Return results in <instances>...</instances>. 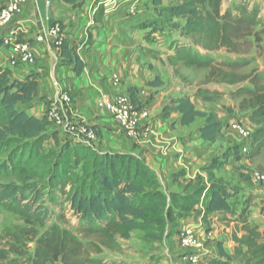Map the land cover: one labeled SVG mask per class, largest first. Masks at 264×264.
<instances>
[{
    "label": "trees",
    "instance_id": "obj_1",
    "mask_svg": "<svg viewBox=\"0 0 264 264\" xmlns=\"http://www.w3.org/2000/svg\"><path fill=\"white\" fill-rule=\"evenodd\" d=\"M165 1L176 5L161 7ZM63 2L77 4V0ZM152 5L160 20L165 17L170 21L183 20L177 25L178 30L192 39L194 47L207 52L202 55L191 46H177L169 58L174 67L208 69L207 82L214 81L219 85L234 87L250 80V87L240 86L235 95L244 97L240 111L248 114L256 128L251 136V155L258 156L264 150V85L254 75L240 76L217 67L219 63L210 55L222 49L237 52V41L248 29V24L233 21L229 14L222 16L221 0H152ZM99 10L96 14L102 16L103 8ZM56 23L61 22H52L50 26ZM142 28L149 31L148 40L165 31L157 21L145 23ZM60 50L65 61L75 64V72L79 75L84 65L76 48L70 49L65 40ZM175 72L179 74L178 69ZM38 80V74L19 79L10 69L0 67V178L23 184L11 183L1 191L3 198L11 204L27 201L31 190L29 184L39 182L49 191L51 202L61 203L65 199L71 211L83 222L85 234L104 236L110 243H115L117 237L129 240L135 231H141L153 240L173 239L178 233V223L191 217L205 193L202 206L206 216L232 211L229 201L238 193L220 182L210 180L208 187L196 186L183 195L168 194L142 158L100 152L81 141L61 146L57 133L50 130L52 123L48 118L30 116L25 110L38 94ZM196 96L205 102H213L220 94L199 90ZM130 97L136 102L132 91ZM172 113L182 116L183 126H190L197 118L205 120L200 134L207 143H216L223 131V123L213 114L198 111L191 97H183L163 111L165 117ZM52 143L60 146L59 153L48 151ZM241 146H235L233 154L227 153L225 162L231 156L240 159ZM238 221L243 224L246 234L241 239L234 237L239 244L236 256H244L242 264H264L263 234L258 227L248 224L245 212L240 214ZM82 248L78 236L58 225L38 240L39 253L63 264H77ZM223 255L228 260L218 264H233V257L224 252Z\"/></svg>",
    "mask_w": 264,
    "mask_h": 264
},
{
    "label": "crops",
    "instance_id": "obj_2",
    "mask_svg": "<svg viewBox=\"0 0 264 264\" xmlns=\"http://www.w3.org/2000/svg\"><path fill=\"white\" fill-rule=\"evenodd\" d=\"M7 1L0 0V8ZM47 2L49 0H28L11 25L0 27V41H2L0 67L10 69L12 75L19 79H24L30 74L39 75L38 94L30 105L25 106L26 112L30 116L45 117L52 103L58 101L63 105L67 118L86 121L97 130L99 140L95 143V149L100 152L123 153L142 158L156 174L166 192L179 193L177 187L183 181L198 184L197 178L203 177L205 163L209 161L212 153L211 147L205 146L210 143L205 142L200 134L205 120L197 118L190 126H183L182 116L179 113H172L165 117L163 111L167 106L174 105L177 100L191 97L196 109L207 113L200 105L205 106L204 104L208 102L196 96L197 93L189 94L174 78L171 72H175L183 65L174 67L170 63L169 58L174 55L171 50H164L169 63L162 65L156 62L160 57L159 51L145 48L148 44H154V40L158 41L159 35L166 34V30L151 40H148L146 36L145 39L143 37L145 43L141 45L134 41L137 35L132 34L129 29L128 22L125 20L129 18L126 11L115 10L110 14L103 10L102 16L96 14L92 17L86 16L87 5L81 13L74 10L75 5L66 4L63 0H53L55 12L52 13V4L48 7ZM60 11L66 12L56 18L55 15ZM75 16H77L76 21L73 22ZM52 22L71 26L68 30L65 28V34L67 33L66 40L70 49L76 48V54L84 65L79 75L75 72V64H70L61 57V50L54 46L52 38L48 36V29ZM90 23L93 27L89 29V32L82 33L83 29L86 30V25L91 27ZM75 24H80V27ZM15 32L20 33V40L31 44L36 65H20L16 69L10 67V48L3 44V39ZM40 37L44 38L43 43L37 42V38ZM199 53L205 55L202 50H199ZM165 70L170 72L168 76ZM114 74L120 77V83L117 86L113 81ZM222 87L223 89L213 92L225 95V88L231 86L221 85L220 88ZM131 91L135 94L136 103L146 106L151 115L147 124L151 131L146 138L138 142L127 138L111 121L109 115L98 108L102 96L115 98L121 94L130 95ZM64 95L70 97V103L63 101ZM220 116L228 117L224 112ZM216 118L222 122L219 117ZM225 127L226 125L217 137L216 143L212 145L219 143ZM51 128L54 127L51 126ZM54 130L58 132L57 137L67 135L68 140L74 141L68 134L56 128ZM232 159L231 156L226 162L224 160V163H231ZM225 164L222 168L227 167ZM196 209L202 211L204 216L202 202ZM231 212L207 215L206 219H203V216L191 217L179 222L178 229L193 227L201 240L206 243L205 264L227 261L228 258L223 255V252L233 257L231 260L233 264L243 263L244 256H236L239 244L235 242L234 237L241 239L246 233L242 228L243 224L239 221L228 220ZM194 214L193 212L192 215ZM262 222L257 224L254 221L253 223L257 224L256 227L264 238V220ZM248 224L252 225L251 219L248 220ZM209 230L215 231L214 238L208 237ZM173 240L178 245L177 236ZM179 256H173V264H184L183 255L178 259Z\"/></svg>",
    "mask_w": 264,
    "mask_h": 264
},
{
    "label": "rangeland",
    "instance_id": "obj_3",
    "mask_svg": "<svg viewBox=\"0 0 264 264\" xmlns=\"http://www.w3.org/2000/svg\"><path fill=\"white\" fill-rule=\"evenodd\" d=\"M102 1L77 0L74 10L82 13L83 8L87 5L86 16L94 17L97 13L94 14L96 9L94 6ZM134 1L136 0H116L117 8L114 10L107 9V11L110 14L114 13L115 10L126 11L129 18L125 20L128 22L129 29L132 34L137 35V39L134 41L141 45L145 43V36L149 32L147 29L145 32V29L142 28L145 23L157 21L165 27L166 34H160L158 41L154 40V44L145 46V48L159 51L160 57L158 59L160 61L156 60V62L167 65L169 62L164 50H171L175 53L177 46L182 45L191 46L197 53L202 50L204 54H207L202 48L198 50L197 47H194L192 39L184 36L182 31L178 30L177 25L182 24L183 20L173 19L170 21L168 17L160 20L156 8L152 5V0H139L138 6L135 7L136 12L131 14L130 10L134 7ZM51 3V12L53 13L55 12L53 0ZM171 5H176V3L165 1L161 7ZM102 8L105 12L103 6L100 10ZM63 12L66 11H60L55 17L58 18L59 15H63ZM220 12L222 16L229 14L230 19L235 22L248 24V29L237 41V52L222 49L212 54L213 59L219 63L217 67L240 76L254 75L264 85V0H221ZM76 17H74L73 22L76 21ZM75 25L80 27V24ZM139 26L140 29L138 30ZM65 27L68 30L71 26L65 24ZM92 27V25L91 27L86 25V30L83 29L82 33L89 32ZM149 51L152 52V50ZM165 71L168 76L170 72ZM209 71L208 69L180 66L178 75L173 71L171 73L179 81V85L186 89L185 91L189 94H195L199 90H207L213 93L214 90L223 89L224 86L220 88L221 85L214 81L207 82ZM240 86L250 87V80L241 85L226 87L225 95H220L221 97L219 96L213 102L204 104L205 106L200 105L208 114L219 117L226 127L218 144H205L206 147H211L212 153L209 161L205 163L203 177L197 178L198 184L183 181L177 190L178 194L183 195L187 193L188 189L189 192L193 191L196 186L208 187L210 180L220 182L229 190L238 193L229 201L232 212L228 220L238 221L240 214L245 212L246 218L251 219L252 226H256L263 223L264 220V183L254 182L251 173L260 172L264 174V150L256 157H252V150L247 156L240 154V159L233 157L231 163H226L227 167L222 168V165L225 164L222 163L225 160V155L227 153L231 155L232 149L242 143L238 135L230 131L229 128L227 129V125L234 121H241L251 130L256 129L248 119V114L239 110L244 97L236 96L235 93ZM222 112L228 117L221 118ZM54 128L51 129L54 130ZM66 136L58 137L61 146L79 142L76 139L74 141L68 140ZM87 145L95 146L94 143ZM60 149V146L52 143L48 151L59 153ZM11 183L23 186L16 180L0 178V264H63L38 251V240L55 225L71 231L82 242V253L77 264H173V256L180 255L179 259L184 254L180 245H176L173 239L153 240L141 231L133 232L129 240L117 237L115 243H110L104 236L87 235L83 232V222L71 211L65 199L61 203L51 202L49 191L45 189L44 184L39 182L29 184L31 190L28 192L29 199L27 201L20 205H13L1 194L3 188ZM25 187L27 189L29 186ZM167 193L171 194V192ZM194 213L191 215L192 218L203 216V212L198 209ZM206 218L204 213L203 219ZM254 221L257 223L256 225L253 223ZM91 261H98V263H91Z\"/></svg>",
    "mask_w": 264,
    "mask_h": 264
},
{
    "label": "built area",
    "instance_id": "obj_4",
    "mask_svg": "<svg viewBox=\"0 0 264 264\" xmlns=\"http://www.w3.org/2000/svg\"><path fill=\"white\" fill-rule=\"evenodd\" d=\"M51 1L47 2V6H51ZM138 1H134V7L130 10L131 14L136 12L135 7L138 6ZM28 0H8L7 3L0 8V27H6L13 23L16 16L21 12L23 6ZM105 10H114L118 4L116 0H104L100 2L95 11L101 7ZM91 25V23H90ZM65 24L56 23L48 29V36L53 40L54 46L60 50L66 40ZM20 33H10L3 39V44L10 48L9 64L13 69L20 65L34 66L36 65V57L30 43L22 41L19 38ZM38 43H43L44 38H37ZM114 84L117 86L120 83V77L117 74L113 75ZM66 103H70L68 95L62 96ZM98 108L105 111L115 126L129 139L141 141L150 133V128L147 125L151 115L149 109L136 103L130 95L121 94L115 98L107 95L102 96L98 103ZM46 117L58 131L71 136L74 140L85 142L87 144L97 143L99 134L97 130L86 121L70 120L67 118L63 105L60 102H54L49 107ZM234 132L242 140L241 155L247 156L252 150L251 130L245 123L234 121L227 125V129ZM251 177L256 183H264V174L260 172L251 173ZM206 193L202 197V201ZM201 201V202H202ZM215 231L209 230L208 237L214 238ZM177 242L185 251L182 256L184 264H205L206 262V243L201 240L197 231L193 227H183L178 229Z\"/></svg>",
    "mask_w": 264,
    "mask_h": 264
}]
</instances>
